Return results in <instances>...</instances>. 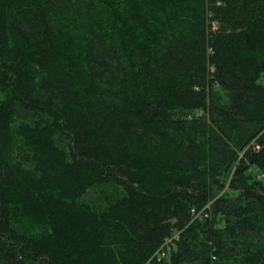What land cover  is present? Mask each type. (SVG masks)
I'll return each mask as SVG.
<instances>
[{"label": "trees", "instance_id": "16d2710c", "mask_svg": "<svg viewBox=\"0 0 264 264\" xmlns=\"http://www.w3.org/2000/svg\"><path fill=\"white\" fill-rule=\"evenodd\" d=\"M0 264H264V0H0Z\"/></svg>", "mask_w": 264, "mask_h": 264}]
</instances>
